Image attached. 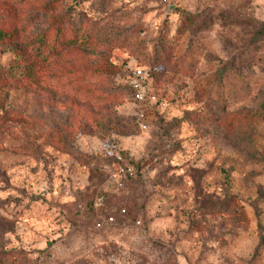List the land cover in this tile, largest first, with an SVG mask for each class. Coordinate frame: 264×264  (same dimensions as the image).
I'll return each instance as SVG.
<instances>
[{
	"label": "rangeland",
	"instance_id": "374dc122",
	"mask_svg": "<svg viewBox=\"0 0 264 264\" xmlns=\"http://www.w3.org/2000/svg\"><path fill=\"white\" fill-rule=\"evenodd\" d=\"M0 264H264V0H0Z\"/></svg>",
	"mask_w": 264,
	"mask_h": 264
},
{
	"label": "built area",
	"instance_id": "2783aa9c",
	"mask_svg": "<svg viewBox=\"0 0 264 264\" xmlns=\"http://www.w3.org/2000/svg\"><path fill=\"white\" fill-rule=\"evenodd\" d=\"M148 74H149V71L141 67H134L128 70L127 84L130 88L131 97L134 102L140 105L141 104L142 105L144 104L153 105V104H156L158 101L156 98V95L152 92H148L146 89V85L149 80ZM128 171H129V175L132 174L131 169H129ZM119 212H120L119 215L122 216L123 213H125V210L120 209ZM115 214L116 213L107 214L106 216H104V218L101 221H98L96 223V227L101 228L104 225H110L113 222H115ZM135 225L136 226L141 225L140 219L135 220Z\"/></svg>",
	"mask_w": 264,
	"mask_h": 264
},
{
	"label": "trees",
	"instance_id": "16d2710c",
	"mask_svg": "<svg viewBox=\"0 0 264 264\" xmlns=\"http://www.w3.org/2000/svg\"><path fill=\"white\" fill-rule=\"evenodd\" d=\"M148 75H149V79H151V75H150V73H149ZM127 86H128V84H127ZM128 89H129V91H130L129 86H128ZM144 105H147V104H144ZM148 105H149V104H148Z\"/></svg>",
	"mask_w": 264,
	"mask_h": 264
}]
</instances>
